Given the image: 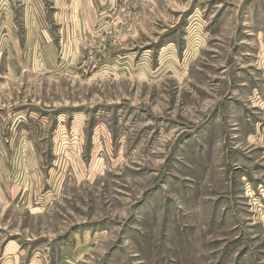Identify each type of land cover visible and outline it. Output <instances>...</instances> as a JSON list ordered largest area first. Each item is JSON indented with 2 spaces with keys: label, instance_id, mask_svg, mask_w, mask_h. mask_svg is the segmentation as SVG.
<instances>
[{
  "label": "rangeland",
  "instance_id": "1",
  "mask_svg": "<svg viewBox=\"0 0 264 264\" xmlns=\"http://www.w3.org/2000/svg\"><path fill=\"white\" fill-rule=\"evenodd\" d=\"M0 264H264V0H0Z\"/></svg>",
  "mask_w": 264,
  "mask_h": 264
}]
</instances>
